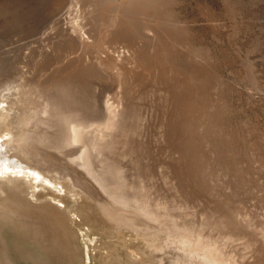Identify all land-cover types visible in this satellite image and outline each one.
Returning <instances> with one entry per match:
<instances>
[{
  "label": "rangeland",
  "instance_id": "rangeland-1",
  "mask_svg": "<svg viewBox=\"0 0 264 264\" xmlns=\"http://www.w3.org/2000/svg\"><path fill=\"white\" fill-rule=\"evenodd\" d=\"M133 47L157 60L159 83L154 68L134 75L136 85L118 72ZM167 83L177 111H168ZM2 98L12 119L41 121L30 124L49 145L33 150L53 178L65 175L15 176L0 188L40 194L73 219L62 257H42L3 220L1 264H264V0H0ZM48 98L55 107L44 116ZM105 100L125 117L112 143L100 140ZM73 108L83 131L66 146L79 123ZM97 139L99 155L89 149Z\"/></svg>",
  "mask_w": 264,
  "mask_h": 264
},
{
  "label": "bare ground",
  "instance_id": "bare-ground-1",
  "mask_svg": "<svg viewBox=\"0 0 264 264\" xmlns=\"http://www.w3.org/2000/svg\"><path fill=\"white\" fill-rule=\"evenodd\" d=\"M139 7V6H138ZM118 21V20H117ZM116 21V22H117ZM115 24V22H114ZM118 26V24H117ZM150 27V26H149ZM114 28V27H113ZM82 29V28H81ZM151 29V28H150ZM81 32V31H80ZM117 35V34H116ZM115 35V36H116ZM84 36V35H83ZM83 36H81L83 38ZM85 39V38H84ZM115 45V44H114ZM136 46V45H135ZM127 50V49H126ZM121 51V50H120ZM120 56V63L117 64L116 66V69H118V72L123 75V77L125 78H132V82L134 81V78L136 76L137 73L141 75H143V73H147V74H150L151 73V70L152 68H154L155 70L157 69V67L159 66L157 63V60L155 59H152V58H147V56L145 54H143V52L141 50H139L137 47L136 48H132L131 51H125L124 53L121 52L119 54ZM163 61V60H162ZM157 62V63H156ZM159 68V67H158ZM170 69V68H169ZM159 71V70H158ZM157 72V74H153L151 73V75H156V82H158L157 80H161V76L160 73L162 72ZM118 73V74H119ZM117 74V75H118ZM139 74H137V76H139ZM120 75V76H121ZM135 75V76H134ZM146 75V74H145ZM160 75V76H159ZM135 77V79L139 77ZM144 76V75H143ZM148 76V75H147ZM121 77V79L119 78V81L123 80L124 78ZM161 77V78H160ZM128 79V80H129ZM177 79V78H176ZM129 80V81H130ZM165 79H163V82H164ZM118 81V82H119ZM136 81V80H135ZM152 81V79H151ZM131 82V83H132ZM167 82V81H166ZM119 83H122V82H119ZM131 83L128 84L131 85ZM134 83V82H133ZM137 83V82H136ZM136 83H134V85H136ZM159 83V82H158ZM165 83V82H164ZM127 84V83H126ZM127 84V85H128ZM138 84V83H137ZM162 84V81L161 83ZM159 84V85H160ZM169 83L165 84L166 86L168 85ZM125 85V84H124ZM128 85V86H129ZM175 85V84H174ZM126 86V85H125ZM127 86V88H129ZM132 86V85H131ZM164 86V84H163ZM169 86H171V84H169ZM168 86V87H169ZM119 87V86H118ZM69 89V88H68ZM177 89V87H176ZM11 91V90H10ZM13 91V90H12ZM11 91V92H12ZM71 92V90H69ZM128 91V90H126ZM6 92V90H5ZM9 92V91H8ZM7 92V94H8ZM67 92V91H66ZM129 92V91H128ZM165 96H166V101L167 102V105H168V111H172L173 110V107H176L174 106V104L176 105L177 103L175 98H176V93H175V90H174V87L172 88V86L170 87V89H166L165 91ZM4 93V92H3ZM16 92H14L15 94ZM21 93V92H20ZM28 93V92H27ZM68 93V92H67ZM66 93V94H67ZM184 93V92H183ZM6 94V93H5ZM4 94V95H5ZM71 94V93H70ZM8 95H11V94H8ZM7 95V96H8ZM21 96V94H19ZM28 94L25 95V97L27 96ZM69 95V94H68ZM67 95V96H68ZM181 95V94H180ZM186 95V94H185ZM48 96V95H47ZM72 94L69 95V97L71 98ZM188 96V95H187ZM11 97V96H10ZM9 96L7 98H10ZM24 97V98H25ZM21 98V97H20ZM28 98V97H27ZM26 98V99H27ZM46 98V97H45ZM184 98V97H182ZM5 99V97H4ZM3 98L0 99V103L1 102H5L6 100H4ZM12 99V100H11ZM10 99V103L12 105V101H13V97H11ZM25 99V101H27ZM30 99V98H29ZM69 99V98H68ZM177 99V98H176ZM186 98H184L183 100H185ZM15 102H16V99H14ZM19 100H22V99H19ZM45 100V99H44ZM56 100V99H55ZM54 100V101H55ZM70 100V99H69ZM68 100V101H69ZM188 100H189V97H188ZM23 101V100H22ZM47 101H50V98L47 99ZM46 101V102H47ZM52 101V100H51ZM50 103H46L45 106H43V108L40 110V112L44 114H46L48 111L50 113V110L53 109V107H55V104H54V101ZM9 102V101H8ZM75 102V101H74ZM189 102V101H188ZM9 103V105H10ZM21 103V102H18V104ZM69 103H71L69 101ZM121 103V102H120ZM120 103L118 104L120 106ZM17 104V105H18ZM72 104V103H71ZM76 104V103H74ZM111 105H113L112 103H110ZM109 103L106 102H103V104H101V108L102 109H105L107 111V116L104 120V128H102L104 131V135L100 134V140L105 141L106 139H108L109 142H111L110 140H114L113 137L117 135H115V132L117 130L121 131L122 130V123H124V114L123 112L121 111L120 108H117L116 106H111ZM184 104V103H183ZM186 104V103H185ZM8 105V106H9ZM10 105V106H11ZM20 105V104H19ZM25 105V104H24ZM32 105V104H31ZM73 105V104H72ZM117 105V104H116ZM123 105V104H122ZM5 105L0 104V179H9L11 177H15V176H25V177H28L30 178L31 180H33L35 183H36V180H43L45 179V177H51L52 179H61L62 175H65L63 173H61L59 175V177L55 176L53 178V175H51V171L53 170L48 168L49 166V162H45L46 159L44 160L43 156H40L39 154V151L37 150H33V144L36 142L39 144H41V137L43 135V132L41 130L42 127H40V130L31 125L30 123H32V120L30 115L28 116V114L24 115V114H19L16 110L15 112H17L15 114H13L15 117V120L12 119L11 117V112H10V107H8ZM23 106V105H22ZM29 105L25 106L26 108L28 107ZM181 106V104H180ZM184 106V105H183ZM18 107V106H17ZM31 107V106H30ZM57 107V106H56ZM75 107V106H73ZM84 107V106H83ZM19 108V107H18ZM26 108H23L25 109L26 111ZM186 108V107H185ZM78 109V108H77ZM172 109V110H171ZM176 111L178 110V105L176 108ZM189 109V108H187ZM31 110L30 108L28 109V111ZM79 110L81 111V109L79 108ZM78 110V112H80ZM184 110V109H183ZM186 110V109H185ZM190 110H191V107H190ZM22 113H24L23 111L24 110H21ZM39 110H37L38 112ZM174 111V110H173ZM14 112V111H13ZM32 112H33V109H32ZM32 112H30L32 114ZM39 112V113H40ZM77 112L76 108H73L72 111H71V115L75 116L77 118V122H79L78 124H75L70 126L71 128V134H70V137H69V140L64 142L65 143H75L77 141H79L80 137H81V133H82V128H81V124H83V122H80V120H82V118L80 119V116H79V113ZM104 112V110H103ZM187 112V110L185 111V113ZM189 112V111H188ZM187 112V113H188ZM38 113V114H39ZM42 113H40L42 115ZM80 113H83V112H80ZM169 113V112H168ZM171 113H174V112H170ZM184 113V114H185ZM34 114H36V112L34 111ZM33 114V115H34ZM37 114V115H38ZM104 114L106 115V112H104ZM175 114V113H174ZM189 114V113H188ZM32 115V116H33ZM40 115V116H41ZM45 116V115H44ZM83 116V115H82ZM86 116V115H85ZM170 116V115H169ZM175 115L172 116V118H174ZM185 116H187L185 114ZM171 117V116H170ZM39 117L35 118V119H38ZM70 118V117H69ZM85 118L83 117V120ZM48 120V119H47ZM61 120V119H60ZM73 120V119H72ZM169 120V119H168ZM37 121V120H36ZM33 120V123L34 125L37 126V124L35 123H40L41 121L38 119V121L36 122ZM43 121V120H42ZM53 121V120H52ZM171 121V119H170ZM174 121V120H172ZM185 122V121H184ZM32 123V124H33ZM66 124V123H65ZM70 124V122H69ZM86 124V123H85ZM126 124V123H125ZM167 124V123H165ZM164 124V125H165ZM41 125V124H40ZM51 125V124H50ZM55 125V124H54ZM163 125V126H164ZM39 126V125H38ZM167 126V125H165ZM173 126V125H172ZM45 127V126H44ZM69 127V126H68ZM126 127V126H125ZM66 128V127H65ZM162 128V126H161ZM125 129V128H124ZM170 130V131H169ZM173 130V128H172ZM49 132V131H48ZM47 132V133H48ZM52 132V131H51ZM49 132V133H51ZM101 132V131H100ZM123 132V131H122ZM122 132H119V134L123 135L124 133ZM164 134H162L165 137H171L170 135H172V131H171V126L168 125L167 127H164ZM170 132V133H168ZM42 133V134H41ZM46 135L48 136L49 134ZM53 133V132H52ZM55 133H57L55 131ZM53 133V134H55ZM58 134V133H57ZM56 134V135H57ZM69 134V133H68ZM46 135H44L46 137ZM51 136H48L50 139L56 135H52L50 134ZM121 135H118L119 137H121ZM37 137V138H36ZM47 137V139H49ZM58 138V137H57ZM55 138V139H57ZM115 138V137H114ZM124 138V137H123ZM37 139V141H36ZM42 139H44L42 137ZM46 139V138H45ZM53 139V140H55ZM60 139V138H58ZM163 139V138H162ZM166 139V138H165ZM173 139V138H172ZM100 140L98 141L97 139V143H93V145L89 148L91 150H94L95 152H98L97 154L99 155V152L101 153L103 148H102V144L100 142ZM118 140H120V138H118ZM117 140V142H118ZM122 140V139H121ZM126 140V139H125ZM168 140V139H166ZM52 145H55V143L53 144V141L52 142V139L50 140ZM57 141V140H56ZM175 141V140H174ZM43 144H41V147L42 148V145L45 147V144L49 145V141L48 143H44V141H42ZM46 142V140H45ZM60 142V141H59ZM113 142V141H112ZM111 142V143H112ZM121 142V141H120ZM172 142V140H171ZM107 143V142H106ZM169 143H170V139H169ZM63 144V145H64ZM66 145V144H65ZM167 145V144H166ZM62 146V145H60ZM67 146V145H66ZM65 146V147H66ZM43 147V148H44ZM48 147V146H47ZM50 147H53V146H50ZM55 147V146H54ZM57 147V146H56ZM46 149H49L46 148ZM59 149V148H56V150ZM62 149V148H61ZM88 149V148H87ZM50 150V149H49ZM53 150V149H52ZM54 151V150H53ZM60 151V149L58 150ZM88 151V150H87ZM87 151L84 150L85 154H86V157L88 158V153ZM90 151V150H89ZM88 151V152H89ZM93 152V151H92ZM94 153V152H93ZM92 153V154H93ZM181 154V153H180ZM91 155V154H90ZM94 155V154H93ZM102 155V154H101ZM97 156V155H96ZM83 157V156H82ZM81 157V158H82ZM85 157V156H84ZM83 157V158H84ZM101 157V156H100ZM47 158V157H46ZM96 158V157H95ZM48 159V158H47ZM89 159V158H88ZM79 160V159H78ZM98 160V159H97ZM103 160V159H102ZM49 161V160H48ZM85 161V160H84ZM185 161V160H184ZM86 162V161H85ZM84 162V163H85ZM94 162V161H93ZM99 162V161H97ZM48 165H47V164ZM79 163V162H78ZM82 163V162H81ZM87 163V162H86ZM179 164V163H178ZM51 166V165H50ZM82 166V165H81ZM84 166V165H83ZM82 166V168H83ZM87 167V166H86ZM103 167V166H102ZM88 170V169H87ZM56 172H58L56 169L54 170ZM60 173V172H58ZM74 173V172H73ZM89 173V172H88ZM78 174V172H77ZM80 174V173H79ZM78 174V175H79ZM69 175V174H67ZM71 176V174H70ZM93 176V175H92ZM74 177V175H73ZM76 177V176H75ZM78 177V176H77ZM72 178V177H71ZM92 179H95L97 180V178L93 177ZM80 180V179H79ZM102 180V179H100ZM100 184L104 187H106V184H105V181H100ZM183 180V179H182ZM47 182L48 181V178L46 179ZM75 181H78V178L75 180ZM88 181H86V184H87ZM38 183V182H37ZM45 184V182H44ZM43 183L41 184H38L39 186H41L43 189L45 188V185ZM89 184V183H88ZM37 185V184H36ZM37 185V186H38ZM50 185V184H49ZM92 185V184H91ZM52 187L55 188L54 185H52ZM86 187V186H85ZM38 188V187H37ZM107 189V188H106ZM59 190V189H58ZM57 191V190H56ZM47 192V191H46ZM60 192V191H59ZM12 190H10L9 188H6V187H2L0 188V225H1V228H2V231H3V227H2V221L3 220H7V221H10L12 223H14L15 225V228L16 230H19V232L25 236L26 240L30 241L31 243H33V245L37 246V248L41 249V252H42V257H43V254L45 255L44 252H51V253H54L56 257H62V252L67 249L66 247V238H64V227H66L67 229L70 228V227H67V220L70 219L69 217L71 215H68V212L64 209L61 210L59 209V207L55 206L54 203H52L51 201H48V200H42V201H38L39 200V197H40V194H36L32 196V200L31 201L30 199L28 198H18V197H13L12 196ZM19 193V192H18ZM35 193V192H34ZM59 200V199H58ZM57 200V201H58ZM59 202V201H58ZM109 209V213L111 211L110 208ZM113 209V208H112ZM78 211V210H77ZM114 211V210H113ZM117 210L115 209L114 212H116ZM70 213V212H69ZM113 214V213H112ZM111 214V215H112ZM110 215V217H111ZM76 216V215H75ZM79 216V215H78ZM113 217V216H112ZM72 218V217H71ZM73 219V218H72ZM70 219V220H72ZM69 220V221H70ZM70 223V222H69ZM68 223V224H69ZM71 226V224H70ZM61 228H63V230L61 231ZM71 229V228H70ZM69 230V229H68ZM69 232V231H68ZM67 233V232H66ZM70 233V232H69ZM6 240L8 241V250H9V254L11 255V245H10V240H8V237H7V233H3ZM64 234V235H63ZM72 234V233H71ZM22 235L19 237L21 238ZM66 236V235H65ZM74 236H76L74 234ZM78 237V236H76ZM24 239V237H22ZM69 238V236H68ZM73 239V238H72ZM77 239V238H74V240ZM71 241V240H70ZM75 243V241L73 242ZM68 244V243H67ZM18 245V244H17ZM75 245V244H74ZM77 245V244H76ZM31 246V245H30ZM69 250V249H68ZM16 251L21 254L22 256L24 257H27L28 254L26 251H24V249L21 247V244L20 246H16ZM75 254V253H74ZM76 255V254H75ZM47 256V255H46ZM53 256V257H55ZM42 257H40L38 255L37 257V260H42ZM60 259V258H59ZM67 259V258H66ZM61 261V260H60ZM72 261V260H71ZM37 262V261H36ZM70 262V261H69ZM68 262V263H69ZM1 264V262H0ZM32 264H52V263H32ZM71 264V263H70Z\"/></svg>",
  "mask_w": 264,
  "mask_h": 264
}]
</instances>
